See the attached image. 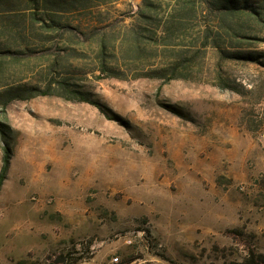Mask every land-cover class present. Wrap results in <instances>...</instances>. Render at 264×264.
Instances as JSON below:
<instances>
[{"label": "rangeland", "instance_id": "rangeland-1", "mask_svg": "<svg viewBox=\"0 0 264 264\" xmlns=\"http://www.w3.org/2000/svg\"><path fill=\"white\" fill-rule=\"evenodd\" d=\"M35 1L0 0V102L23 95L0 103V264L264 255V101L248 85L264 68L231 57L245 40L208 0ZM62 82L103 110L27 94Z\"/></svg>", "mask_w": 264, "mask_h": 264}, {"label": "trees", "instance_id": "trees-1", "mask_svg": "<svg viewBox=\"0 0 264 264\" xmlns=\"http://www.w3.org/2000/svg\"><path fill=\"white\" fill-rule=\"evenodd\" d=\"M27 3L34 4L36 3V1L28 0ZM44 4L45 8H47L48 10L60 6L56 1L53 0H46L44 1ZM70 4L71 6H74L75 0L71 1ZM208 4L210 6V9H213V11L217 12L216 21L218 23V26L224 28L226 33L228 34L233 33L236 37H242L241 39L245 40V43L248 44L247 47L250 49L248 52L242 53L241 51H238L236 53H233L231 57L240 59L249 64H256L264 68V51H257L254 49L255 44H264V37H260V34L264 36V0H208ZM63 8H65V6L60 7V9ZM50 22L52 26L56 23V21L53 19H51ZM50 26L48 25V28L52 29V27ZM101 65L102 70L105 71L104 64L101 63ZM219 82H222L224 84L226 83V81H222V79H219ZM248 85L250 86L251 91H255L256 89L260 90V101L263 102L264 86H262V84L256 85L254 82H249ZM50 91L51 86H48L47 89L45 91H41V93H36L39 91H37V89H33L29 92L23 91V94L27 92L29 97L37 95H55L56 97L68 101L90 103L91 105L99 108L101 111L103 110L102 106L98 102L92 101L88 94L77 91L76 89H74L73 85L68 82H62L60 83L56 91ZM16 94L11 93V95L8 94L2 96V101L0 103L5 107L13 100H23V95ZM6 136L7 134L4 127L0 126V144L3 152L2 165L0 168V190L4 184V181L6 180L11 161V153ZM60 258L61 260H63L62 257ZM238 264H264V255L250 252L244 259V261Z\"/></svg>", "mask_w": 264, "mask_h": 264}, {"label": "built area", "instance_id": "built-area-1", "mask_svg": "<svg viewBox=\"0 0 264 264\" xmlns=\"http://www.w3.org/2000/svg\"><path fill=\"white\" fill-rule=\"evenodd\" d=\"M117 260H118L117 258L113 259V261H114L115 263L117 262Z\"/></svg>", "mask_w": 264, "mask_h": 264}]
</instances>
